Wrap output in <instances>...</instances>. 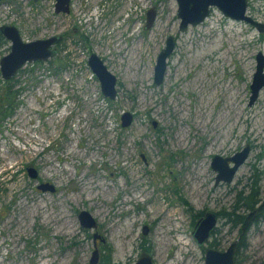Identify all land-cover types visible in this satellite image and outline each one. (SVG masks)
<instances>
[{
    "label": "rangeland",
    "instance_id": "obj_1",
    "mask_svg": "<svg viewBox=\"0 0 264 264\" xmlns=\"http://www.w3.org/2000/svg\"><path fill=\"white\" fill-rule=\"evenodd\" d=\"M54 2L0 0V24H14L24 39L64 36L50 60L28 62L9 80L0 72V264H88L94 246L99 261L110 254L117 264L136 262L143 246L154 264H204L205 245L193 235L202 214L232 210L254 168L264 195V86L248 104L264 32L216 7L179 30L176 0H70L64 13ZM151 6L156 18L145 28ZM247 13L264 21V0H248ZM168 35L175 47L157 84ZM8 50L0 46V57ZM92 51L117 77L114 99L88 65ZM8 88L16 93L10 113ZM126 110L133 119L122 126ZM247 143L233 180L215 186L212 156ZM42 181L55 190L38 188ZM81 210L104 242L80 224ZM217 224L210 240L225 249L238 226L225 217ZM244 242L235 263L261 262L264 215Z\"/></svg>",
    "mask_w": 264,
    "mask_h": 264
},
{
    "label": "water",
    "instance_id": "obj_2",
    "mask_svg": "<svg viewBox=\"0 0 264 264\" xmlns=\"http://www.w3.org/2000/svg\"><path fill=\"white\" fill-rule=\"evenodd\" d=\"M177 9L176 16L180 18L179 30H186L188 25H196L203 21L209 14L212 7L218 8L225 16H229L236 20L245 21L258 31L264 32V21L258 20L251 14L247 13L248 0H176ZM56 11H68L69 0H56ZM156 9L151 6L146 12L145 28L152 26L156 18ZM0 34L10 40V51L0 58V72L5 79H9L21 64L26 60L31 59H46L55 53L54 48H49L50 45L57 41L56 36H51L44 39H34L24 41L16 26L12 24H1ZM175 47L173 35H168L165 45L159 50L155 65H154V82L159 84L164 78V73L167 67V58L172 53ZM88 65L99 79L102 94L114 99L117 94V77L109 70L103 59L95 52H91L88 59ZM264 86V53L258 51L256 53V68L253 73V78L250 83V95L248 104H252L260 89ZM133 114L131 111H123L120 115L122 126H127L131 123ZM250 152V144H246L241 149L233 154L223 156L214 154L211 159V167L216 171L214 177V185L216 186L221 181L230 182L239 166L245 161ZM27 172L30 176L36 177L37 170L33 166H27ZM38 188L42 190H55V185L48 181H42L38 184ZM264 208V197L255 206L244 215L241 223V232H244L252 223L254 218ZM80 224L86 228H96L97 221L87 210H81L78 213ZM218 216L214 211L205 212L196 222L193 230V235L200 246L204 247V264H236L235 254L238 249V237L231 241L225 249H219L210 245L212 231L217 227ZM148 226L145 224L142 229L143 235L148 232ZM103 236L96 230L93 232V239ZM98 260V249L92 251L91 258L88 264H96ZM134 264H153L151 255L147 251H143L137 258Z\"/></svg>",
    "mask_w": 264,
    "mask_h": 264
},
{
    "label": "trees",
    "instance_id": "obj_3",
    "mask_svg": "<svg viewBox=\"0 0 264 264\" xmlns=\"http://www.w3.org/2000/svg\"><path fill=\"white\" fill-rule=\"evenodd\" d=\"M14 96H15V91L13 93L9 88L5 91L4 103H5L6 109H8L7 113H10V111H12L13 107L15 106ZM260 174H261V170L254 168V170L251 174V177H250L251 181L248 184V188H247L246 193L244 194V191H245L244 189L238 192L235 204L232 207L233 209L230 211L217 212L219 218H222V217L228 218L229 221L232 223L231 224L232 226H238V232L239 233L241 232V227L239 225H241V223H242V220L244 218V214L241 212H237V210H238V208H245V210L252 209L255 206V204L259 201V194H260L259 178H260ZM184 202L187 205H189L186 200H184ZM189 208H191V207L189 206ZM201 213H202V211L200 210V211L196 212L194 215H200ZM216 231H218L217 227L212 231V234L215 233ZM245 234H246V231H244L242 233V235L239 239L238 248L245 245V242H244ZM209 244L217 247L219 242L216 241L215 239H212L209 241ZM109 256H110V254H108V256H102L100 261H98L97 264H117L116 262H113L112 260H110ZM258 264H264V259L261 262H259Z\"/></svg>",
    "mask_w": 264,
    "mask_h": 264
},
{
    "label": "flooded vegetation",
    "instance_id": "obj_4",
    "mask_svg": "<svg viewBox=\"0 0 264 264\" xmlns=\"http://www.w3.org/2000/svg\"><path fill=\"white\" fill-rule=\"evenodd\" d=\"M55 3H56V0H55V2H54V11L56 12V13H60V12H62V13H64V12H69V9H70V0H69V9H68V11H56V9H55ZM100 5H103V3H101ZM2 24H7V23H2ZM1 25V24H0ZM12 25H14V24H12ZM15 26V25H14ZM16 28L18 29V27L16 26ZM19 30V29H18ZM19 33H20V35H21V32H20V30H19ZM51 36H56L58 39H57V41H55V42H53L51 45H50V47L49 48H54L55 49V53L52 55V56H50V57H48V58H46V59H31V60H26V61H24L22 64H21V66H19L18 68H17V70L14 72V74L10 77V78H12L16 73H17V71L21 68V67H23V65L24 64H26V63H28V62H33V63H39V62H43V61H47V60H50L51 58H53V57H55L57 54H58V49H59V45H61V43H62V41H63V38H64V36H63V34L62 33H53V34H50V35H47V36H45V37H37V38H32V39H24L23 37H22V35H21V37H22V39L24 40V41H31V40H34V39H38V38H40V39H44V38H48V37H51ZM9 43V50H8V52L10 51V47H11V42H10V40H8L7 38H5L4 37V35H2V34H0V46H2V45H4V44H6V43ZM8 52H6L5 54H7ZM93 52V51H92ZM5 54H3V55H5ZM2 55V56H3ZM90 55V54H89ZM1 56V57H2ZM0 57V58H1ZM89 57V56H88ZM2 75V74H1ZM3 77V76H2ZM4 78V77H3ZM9 78V79H10ZM5 79V78H4ZM9 79H5V80H9ZM16 94V93H15ZM211 165V164H210ZM36 169V168H35ZM37 170V169H36ZM38 173V172H37ZM261 178V177H260ZM260 178H259V181H260ZM215 181V180H214ZM222 182V181H221ZM41 182H39L38 184H40ZM38 184H37V187H38ZM259 186H260V184H259ZM260 193H261V191H260ZM264 197V195L262 196V198ZM262 198L260 197V194H259V201L255 204V206L262 200ZM255 206L253 207V208H255ZM250 210V209H249ZM249 210H247V211H249ZM216 214H217V212H215ZM202 214V213H201ZM200 214V215H201ZM203 215V214H202ZM245 215V214H244ZM262 215H264V208L260 211V213L254 218V220L252 221V223L253 222H255L257 219H259ZM217 216H218V214H217ZM219 217V216H218ZM80 222V221H79ZM251 223V224H252ZM250 224V225H251ZM145 225V224H144ZM143 225V226H144ZM147 225V224H146ZM249 225V226H250ZM143 226H142V229H143ZM148 226V228H149V225H147ZM249 226H248V228H249ZM240 227H241V225H240ZM86 228V227H85ZM247 228V229H248ZM93 229V228H92ZM96 229V228H95ZM95 229H93V231H92V236H93V232L94 231H96ZM247 229L245 230V231H247ZM148 232H149V229H148ZM147 232V233H148ZM146 233V234H147ZM242 233L243 232H241V235H242ZM146 234H144V235H146ZM239 234V233H238ZM142 235H143V233H142ZM241 235L238 237V240H237V244L239 243V239H240V237H241ZM103 236V235H102ZM99 238V237H98ZM103 239L104 240H101L100 238H99V240L101 241V242H104L105 241V238L103 237ZM96 247L94 246V249H95ZM107 248H110V247H107ZM143 251H147V252H149L148 250V247H146V246H143ZM142 251V252H143ZM99 251H98V260H97V263H98V261H99ZM135 263V262H134ZM133 263V264H134ZM153 264H154V262H153Z\"/></svg>",
    "mask_w": 264,
    "mask_h": 264
}]
</instances>
